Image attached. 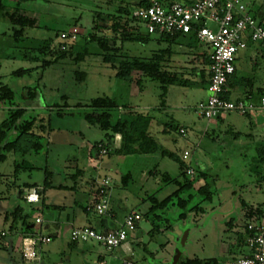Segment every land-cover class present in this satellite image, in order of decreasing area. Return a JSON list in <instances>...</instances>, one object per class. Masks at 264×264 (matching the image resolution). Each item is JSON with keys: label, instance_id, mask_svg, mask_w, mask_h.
I'll list each match as a JSON object with an SVG mask.
<instances>
[{"label": "rangeland", "instance_id": "374dc122", "mask_svg": "<svg viewBox=\"0 0 264 264\" xmlns=\"http://www.w3.org/2000/svg\"><path fill=\"white\" fill-rule=\"evenodd\" d=\"M138 1L23 2L21 10L28 16L36 18L37 26L26 29L25 36L28 39L25 44H21L22 46L15 45L11 40L12 25L7 21H0V85H8L14 91L13 107L26 109L24 119L37 118L34 131L42 135L44 143V149L40 153L20 155L11 152L7 154L5 161L0 162V195L3 193L8 197L3 201L5 203L0 200V207L7 205L9 212L18 205L27 207V204L19 198L21 186L29 183L41 184V187L50 174L52 176L50 181L63 184L67 189H63L66 192L47 193L46 201L65 204L66 209L59 212L71 213L68 206L71 202V192L77 190L74 188L77 172H87L88 177L91 175L95 177L94 172H107L112 179L110 204L116 215V221L113 222L123 223L126 215L133 209H139L142 215L144 214V218L138 224L141 229L140 237L133 242V248L130 244L131 258L136 264H174L177 249L181 251L182 260L197 258L225 262L227 254L223 251L230 248L234 235L231 224L238 222L240 218L244 220V203L264 202V189L259 193L254 192L257 186L264 187V183H259L256 176L249 171L256 155L255 145L260 141L261 132L259 128L253 129V134L257 136L254 142L242 134L237 138H231L228 145L214 140L211 129L210 135H205L207 125L218 122L216 119L209 121L202 117L197 109L198 104L209 96L207 83H196L200 71L204 68L202 55L197 54L195 49L190 50L179 45L171 47L173 55L165 70L195 83L189 86H168L164 100L160 97V84L146 76H141L140 73L134 74L133 77L141 78L139 86L135 80L118 79L117 70L102 62L95 42H88L91 54L79 63L62 59L50 66L42 67L41 61H29L20 57L24 48L32 47L33 50L38 39L50 41L51 54H43V57L46 60L52 59L59 53L60 34L77 28L79 35L76 41L79 45L86 44L88 35L92 32L96 36L114 37L116 46L122 53L149 58L156 51L168 48L169 44L160 42L157 35L148 34L144 28L141 29L140 35L141 38L148 39L145 42L124 41L120 33L113 32L115 22L113 19L119 16L118 8L127 7L132 12ZM243 1L248 4L251 15L259 20V16L264 14V0ZM5 2L10 8L16 4V0H5ZM198 49L210 52L208 44H200ZM33 51L35 55V50ZM240 64H238L240 68L238 77L251 79V87L248 90L253 89L255 101L261 96L258 88H264V58L260 57L252 61L246 59ZM19 68L33 70L28 75H13V72ZM79 71L86 73L85 79H77L76 72ZM27 88L37 91L36 98L26 97ZM104 95L115 97L122 106L127 105L136 112L151 116L150 132L158 142L177 153L182 159L184 152L189 151L187 163L198 174L207 175L206 180L196 173L194 176H189L193 179L194 187L180 194L182 199L192 195L186 208H180L178 197H174L173 204L167 209L155 210V215L162 216L161 219L155 218L152 214L146 216L151 207V203L147 201L149 196L163 200L179 187L175 183H166L162 175L144 176L142 172H149L156 162L158 165L155 172H167L170 177L182 181L177 162L168 157H159L160 159L152 162L153 164H141L140 155L122 156L113 151L111 154L95 155L94 146L100 145L101 142L108 143L106 132L98 126L89 125L81 114L89 110L87 105L92 99ZM233 96L232 94V98ZM10 107L12 106L9 103H0V122L8 116ZM244 121L246 118L234 113L218 128L216 127V133H225L232 122L235 124L238 122L236 127L241 131ZM165 124H170L174 128L164 132ZM180 128L185 129V133L181 134ZM12 137L14 133L11 134ZM16 165L19 166L17 172H15ZM126 174H130L131 178L127 185H123L122 179ZM204 184H208L213 191L211 199H204L198 194L197 189ZM182 212L187 213L183 219L180 218ZM3 217L0 216V230L5 229V232H0V264H9L11 261L15 264H33L34 262L28 263L24 260L20 249L17 251L9 245L6 236L13 233L9 231L12 221L10 218L9 222L4 224ZM89 217L93 222L99 218L94 213ZM93 225L95 226L94 223ZM39 226L36 225L35 230ZM155 226L160 230L153 233ZM186 232L185 244L181 245V239ZM88 244L90 245L88 264H97L100 254L108 264H121L122 255L118 249L108 250L93 240ZM9 246L11 251L8 250ZM59 259L53 256L51 259H46L45 263L55 264Z\"/></svg>", "mask_w": 264, "mask_h": 264}, {"label": "trees", "instance_id": "16d2710c", "mask_svg": "<svg viewBox=\"0 0 264 264\" xmlns=\"http://www.w3.org/2000/svg\"><path fill=\"white\" fill-rule=\"evenodd\" d=\"M33 0H16V4L13 7H9L5 0H0V21L9 22L11 27V40L15 45L25 44L28 39L25 36L27 28L37 26V19L28 16L21 10V4ZM149 0H139L137 6H148ZM119 16L114 18L113 32L120 33L121 39L124 41L142 40L148 41L147 38H141L142 27L137 23L136 19L131 17V11L127 7L118 8ZM255 17V16H254ZM256 18V17H255ZM257 19V18H256ZM258 20V19H257ZM263 22L264 19L258 20ZM160 42H167L168 48L160 49L153 53L149 58H142L138 56L128 55L122 53L121 49L116 46V39L114 37H102L96 36L92 32L88 35L87 43L79 45L76 42L69 44L65 49H61L59 45V53L55 54L52 59L46 60L44 55L51 54L50 41L36 40L35 55L33 54L32 47L24 48V52L20 54V57L29 61H41L42 67L50 66L62 59H69L73 63H79L84 61L90 54L88 42H95L100 51L102 62L109 64L112 68L117 70L116 77L120 80L134 81L139 86L141 84V78L135 79L134 74L140 73L141 76H146L160 84L161 99L164 100L167 94V87L170 85L189 86L191 83L189 80L183 79L177 74L170 73L165 70L166 65L170 61L173 55L172 46L179 45L187 47L190 50L198 48L200 41L197 38L195 32L189 34H177L175 36L165 35L158 37ZM22 46V45H21ZM42 57V59H41ZM211 62L209 55H204V66ZM33 69L19 68L13 72V75L24 76L31 73ZM199 80L200 83H207L205 77L204 68L200 71ZM234 75V74H233ZM229 78L228 88H230ZM76 77L79 80H83L86 77V73L79 71L76 72ZM229 91L226 93V97L229 98ZM25 95L29 99H34L37 96V91L33 88H27ZM250 98V97H249ZM14 91L5 84L0 85V103H9L12 107L8 110V116L0 122V162L5 161L8 153H15L20 155H26L29 153H40L44 149V143L42 135L34 131V127L37 122V118L24 119L26 109L20 107H13L14 103ZM163 104V101H162ZM89 110L84 111L81 116L91 126H98L100 129L106 132V138L108 143L101 142L100 145L94 146L95 153L98 154L101 146L107 149V153L111 154L112 151L118 155H145V154H158L162 158L168 157L171 160L177 162L180 166L182 181L178 178H172L169 174H162V179L166 183H175L178 185V189L171 195L167 196L163 200H158L155 196H149L147 201L151 203L148 213L154 215L155 218L161 219L162 216L155 215L156 209H167L169 205L173 204L174 197H178V205L180 208H186L188 201L192 198L189 195L188 198L182 199L180 194L186 190H190L194 187L193 179L187 174L189 164L182 159L177 153L164 147L158 140L151 134L150 126L152 123V117L136 112L132 107L127 105H121L115 97L100 96L92 99L90 104L87 105ZM118 114H117V112ZM121 111V112H120ZM61 114V113H60ZM247 115V114H246ZM218 118L217 120H219ZM174 127L170 124H165L164 132H168ZM182 128L179 129V132ZM14 133V137L11 138V134ZM181 133V132H180ZM121 136V144L119 148H113V139L115 135ZM183 134V133H181ZM112 149V150H111ZM256 155L254 156L252 163L249 167V171L256 176L258 182L264 181V138L258 141L255 145ZM19 166L16 165V171ZM157 166L149 170V172H155ZM196 174H198L196 172ZM199 177L206 180L207 175L205 173H199ZM48 177L44 181L45 187L49 184ZM131 178L130 174H126L123 179V185H127ZM32 187V186H30ZM198 194L204 199H211L213 191L208 184L201 185L198 189ZM22 195V193L20 192ZM27 207L18 205L12 212H6L4 214V221L7 223L11 218V224L9 231L13 234L12 237L17 235H33L35 234V224L31 220L37 212L45 213L48 207L45 208L41 204V207H37L32 203H27ZM83 211L90 215L94 213L89 206L83 207ZM112 210L110 209V213ZM96 214V213H94ZM97 215V214H96ZM187 215L186 212L180 214V218L183 219ZM100 216V215H98ZM101 217V216H100ZM159 231L160 228L155 226L152 230ZM75 243V242H74ZM177 264H219L217 259H186L182 260L181 257Z\"/></svg>", "mask_w": 264, "mask_h": 264}, {"label": "built area", "instance_id": "2783aa9c", "mask_svg": "<svg viewBox=\"0 0 264 264\" xmlns=\"http://www.w3.org/2000/svg\"><path fill=\"white\" fill-rule=\"evenodd\" d=\"M131 17L144 28L148 34L158 37L195 32L200 42L210 46L211 62L207 65L209 96L201 101L198 113L207 120H214L230 113L241 115L251 114L264 108V96L259 103L252 100H234L226 97L229 91V78L236 71V55L247 48L248 42L260 43L264 46V21H258L248 11V4L243 0H193L191 3L179 1L163 2L150 0L148 6H137ZM79 35L77 28L60 34V47L76 42ZM181 133H185L182 128ZM107 149L101 146L100 154H107ZM189 151L183 154L188 160ZM189 176L195 175L194 168L189 165L186 170ZM112 179L109 176L101 178L89 204V209L100 216L110 213V190ZM27 203H37L40 200L38 188H30L24 195ZM143 216L134 210L129 212L123 224L108 230H97L93 227H74L69 238L72 242H98L108 250L118 249L129 239L137 228ZM35 224L41 225L43 220L36 217ZM250 235L247 244L250 252L233 258L226 264H264V225L249 224ZM51 242V236L35 233L21 238V253L28 263L39 260V247ZM100 264H108L103 260ZM122 264H136L132 259H124Z\"/></svg>", "mask_w": 264, "mask_h": 264}, {"label": "crops", "instance_id": "0c3cea01", "mask_svg": "<svg viewBox=\"0 0 264 264\" xmlns=\"http://www.w3.org/2000/svg\"><path fill=\"white\" fill-rule=\"evenodd\" d=\"M172 1H179L184 3H191L193 0H168L167 2ZM260 19H264V14L262 13L259 16ZM259 19V20H260ZM200 44H205L200 42ZM195 52L197 54L202 55V63H204V55H209L210 52H204L199 51L198 48L195 49ZM260 57L264 58V46H262L260 43H254L249 41L247 48L240 50L236 55V71L233 75V77L230 79V92H229V98L234 100H252L253 99V89H249L251 87V79H240L238 77L239 74V66L240 62H244L246 59H250L251 61L253 59L257 60ZM242 66V64H240ZM205 74H206V82L208 85V76H207V65L204 66ZM138 86V85H137ZM136 91V89H135ZM259 93H261V96L259 99L255 100L254 102L259 103V100L261 97L264 96V88L259 87L258 88ZM139 92V90H138ZM232 94L234 95L232 98ZM250 97V98H249ZM234 113H230L226 116L221 117L219 120H217V124L209 123L207 125L206 133L205 135L209 136V130H212L213 139L219 140L221 142H224L225 145H228L231 142V138H237L244 134L248 137L249 140L252 142L256 141L257 136L253 134L254 128H259V131L261 132L260 140L264 138V108L258 109L256 112L242 115V117L246 118L245 123L241 127V131L237 129L236 125L238 122L230 123L228 129L225 131V133L220 132L219 134L216 133V127L218 128L219 125H221L223 122H225L229 117L232 116ZM241 114H238L240 116ZM218 125V126H217ZM185 130V129H184ZM242 130H245L244 132ZM246 130L248 132H246ZM228 139V140H227ZM121 144V136L115 135L113 139V148H119ZM95 155H97L95 153ZM139 162L141 164H153L152 162H155L156 160L160 159L161 157L158 154H145L140 155ZM158 163L155 162L154 167L157 166ZM87 172H77V181H75V186L77 190L71 192V202L69 203V209H71V213L62 214L59 211L62 209H66V205H59L56 202L53 201H46V195L49 192H57V191H64L67 189L65 188V185L63 184H55L52 180L50 181V178L52 177L49 174L48 181L49 185L45 187L44 184L40 187L41 184H29L24 183L19 189V198L22 202H24V195L30 188H38V192L40 194V200L37 203H32L33 205L37 207H41V204L44 205L47 211L45 213L43 212H37L33 217L32 221L35 222L36 217H41L43 222L42 224L36 228L35 233H41L43 235L51 236V242L41 245L39 247L38 253H39V260L34 262L33 264H46L45 260L48 258H52L53 256L59 257L60 259L55 264H88L87 256L90 253V245L88 242H80V243H74L70 240L69 234L72 228L74 227H93L97 230H108L112 228H116L120 226L123 223L120 222H113L115 220V213L113 212V209H111L112 214L107 216H99L98 219L91 221L88 214H86L85 211H83V207H88L92 196L95 193L96 187L98 185V182L101 180V178L105 176H109L107 172H94V176L88 177L86 175ZM89 173V172H88ZM93 173V172H92ZM164 173L167 172H142L144 176L146 175H155V177H158ZM168 174V173H167ZM110 177V176H109ZM204 179V178H203ZM199 182V181H198ZM261 184L263 182H259ZM32 186V187H30ZM64 189V190H63ZM264 187L262 185L257 186V188L254 190V192H262ZM22 193V195L20 194ZM111 194V190H110ZM111 196V195H110ZM66 198V196H65ZM3 199V200H2ZM8 197L4 195L3 193L0 195L1 202L6 201ZM5 203V202H3ZM110 203H111V197H110ZM111 207V206H110ZM0 216H4L3 213L9 212L8 206L4 205L0 207ZM253 209V211H252ZM139 211V209H133L131 211ZM251 210V211H250ZM130 211V212H131ZM243 216L244 220L241 218L238 220V222L231 224V231L234 232V235L232 236V241L230 242V248L226 251H223L227 254V258L225 262H221L218 260L219 264H225L227 261L246 255L250 252V249L247 244V238L250 235V231L248 230L247 226L249 224H263L264 225V202L262 201H256V203H244L243 207ZM141 213V212H140ZM142 214V213H141ZM98 216V215H97ZM144 218V214L142 215ZM4 218V217H3ZM4 221V219H3ZM95 224V226L93 225ZM4 224L6 222L4 221ZM35 224V223H34ZM239 224V225H238ZM37 224H35L36 226ZM140 227L138 225L137 230L131 234L129 239L123 244L122 247L118 248L119 253L122 255L121 264L124 259H132V248H133V242L137 239H139L140 235ZM49 231V233H46ZM0 232H5V229L0 230ZM13 234H9L6 236V240H8L9 245L18 251L20 249L21 245V238L22 235H17L16 237H12ZM55 240V241H54ZM54 241V242H52ZM51 244V245H50ZM132 245V248L130 246ZM9 246L8 250L11 251V247ZM107 261L101 254L99 255V258L97 259L96 263L100 264L101 261ZM133 260V259H132ZM11 261V260H10ZM9 262V260H8ZM15 264L9 262V264Z\"/></svg>", "mask_w": 264, "mask_h": 264}, {"label": "water", "instance_id": "95a60500", "mask_svg": "<svg viewBox=\"0 0 264 264\" xmlns=\"http://www.w3.org/2000/svg\"><path fill=\"white\" fill-rule=\"evenodd\" d=\"M186 237H187V232L183 235V237L181 239V245L185 244ZM180 257H181V251H180V249H177L175 252V255H174V264L178 263Z\"/></svg>", "mask_w": 264, "mask_h": 264}]
</instances>
